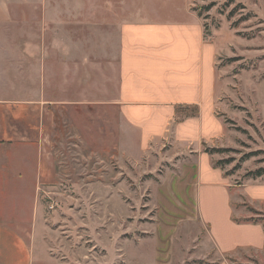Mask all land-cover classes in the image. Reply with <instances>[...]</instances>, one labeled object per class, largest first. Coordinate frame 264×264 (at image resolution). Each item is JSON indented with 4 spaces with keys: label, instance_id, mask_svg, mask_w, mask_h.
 <instances>
[{
    "label": "rangeland",
    "instance_id": "374dc122",
    "mask_svg": "<svg viewBox=\"0 0 264 264\" xmlns=\"http://www.w3.org/2000/svg\"><path fill=\"white\" fill-rule=\"evenodd\" d=\"M6 2L0 161L16 173L0 185V222L33 243L34 264H214L212 227L192 207L196 191L186 203L169 184L159 186L177 170L171 146L135 156L128 138L121 142L120 119L106 104L117 93V59H86L90 51L105 58L111 43L115 54L118 25L131 14L121 0ZM191 7L217 47L210 115L220 127L202 148L224 174L233 219L264 227V0H191ZM203 189L199 210L226 214L220 191ZM219 259L264 264V247Z\"/></svg>",
    "mask_w": 264,
    "mask_h": 264
},
{
    "label": "crops",
    "instance_id": "0c3cea01",
    "mask_svg": "<svg viewBox=\"0 0 264 264\" xmlns=\"http://www.w3.org/2000/svg\"><path fill=\"white\" fill-rule=\"evenodd\" d=\"M10 5L6 2L2 7L0 3V10L9 11ZM121 5L131 14L130 19L122 18L118 25L115 54L111 43L106 44L105 58L93 51L86 58L117 59V93L106 106L114 109L120 119L121 142L128 138L133 148L126 143V149L135 156L171 146L178 160L177 170L169 168L159 186L169 184L167 186L178 196L179 193L185 196L182 202L186 203L193 199L192 192L196 191L192 207L197 206L203 224L212 227L209 240L215 257L232 258L260 250L264 247V227L233 219L230 190L224 174L213 166L202 148L203 142L216 136L220 127L218 118L210 115L215 100L217 47L206 39L204 24L191 7V0H121ZM47 56L46 52L40 59L41 80L44 81ZM192 107L198 108L195 115L182 116L183 110ZM189 160L196 161L192 169L183 167L180 174L178 167H188ZM15 173L16 170L2 167L0 161V185L6 183L7 175ZM16 179L8 180L14 182V190ZM194 181L198 185L195 186ZM203 188L220 191L226 214L213 216L199 210ZM1 190L0 186V193ZM236 231L240 237L234 234ZM219 258L214 264H231ZM34 263L33 243L20 230L0 222V264Z\"/></svg>",
    "mask_w": 264,
    "mask_h": 264
}]
</instances>
